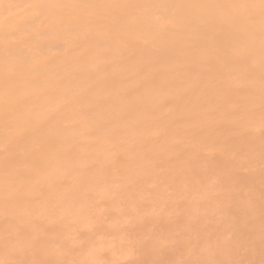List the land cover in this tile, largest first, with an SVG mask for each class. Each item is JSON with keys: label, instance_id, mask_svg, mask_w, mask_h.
I'll return each mask as SVG.
<instances>
[{"label": "bare ground", "instance_id": "6f19581e", "mask_svg": "<svg viewBox=\"0 0 264 264\" xmlns=\"http://www.w3.org/2000/svg\"><path fill=\"white\" fill-rule=\"evenodd\" d=\"M28 1L0 2V264H264V0Z\"/></svg>", "mask_w": 264, "mask_h": 264}, {"label": "rangeland", "instance_id": "374dc122", "mask_svg": "<svg viewBox=\"0 0 264 264\" xmlns=\"http://www.w3.org/2000/svg\"><path fill=\"white\" fill-rule=\"evenodd\" d=\"M2 1L3 0H0V2H2ZM29 4H30V2L27 0V5H29ZM20 11H21L20 8L14 9L12 11L10 9L0 8V29L3 27L4 22L6 20L5 19V13L6 12H9L7 14V16H10V15H18V14H20ZM28 13H32L31 10L28 11ZM78 20H80L79 17H78ZM27 23H28V27H26L25 29H29V26H31L34 23V19L28 20ZM29 34H30V32L27 33V35H29ZM17 36H18V32L17 31H13L11 37H9V38L10 39H15ZM49 38H51V34H49ZM26 45H27V43L25 42L23 46H26ZM46 45H48V46H46ZM37 48H40V50L43 51L42 56H40V59L43 62V61H46L48 59L49 53H45L46 50H48L50 52L60 51L61 48H62V45L59 42L58 43H53L50 40V41H46L41 46L37 45L34 49H37ZM16 49H19V47H16ZM19 51L20 50L12 51L11 58L12 59H16L17 58V54H18ZM25 58L29 59V58H31V56L26 55ZM26 82H28V80L24 77V84L20 86L22 89L18 93H16L14 100L18 104L23 105L22 107L26 106L28 108V110H32L31 109V99L35 98L36 96L45 97V96L49 95L48 91H49V89L51 87L48 86V85H42V84H40V85H29ZM22 94H24V95H22ZM25 96H29L30 98L28 99V97H25ZM11 101H13V100H11ZM6 110H7V112H11L12 108L8 107ZM10 122H11L10 124L12 126L15 125L14 121L11 120ZM12 199L15 200V201H18V202L22 201L21 195L18 194L17 192L13 195Z\"/></svg>", "mask_w": 264, "mask_h": 264}]
</instances>
